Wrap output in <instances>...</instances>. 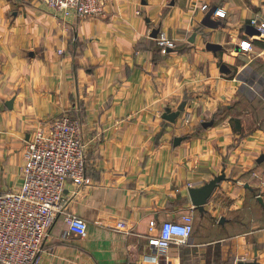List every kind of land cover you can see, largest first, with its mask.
Returning a JSON list of instances; mask_svg holds the SVG:
<instances>
[{"label":"crops","instance_id":"crops-1","mask_svg":"<svg viewBox=\"0 0 264 264\" xmlns=\"http://www.w3.org/2000/svg\"><path fill=\"white\" fill-rule=\"evenodd\" d=\"M103 1L101 16L80 18L0 0V195L22 187L28 141L65 112L87 152L38 264H264V41L248 31L264 0ZM210 10L217 27L203 23ZM223 172L199 211L190 189ZM67 213L87 221L85 237ZM185 215L186 242L149 244Z\"/></svg>","mask_w":264,"mask_h":264},{"label":"built area","instance_id":"built-area-1","mask_svg":"<svg viewBox=\"0 0 264 264\" xmlns=\"http://www.w3.org/2000/svg\"><path fill=\"white\" fill-rule=\"evenodd\" d=\"M42 1L65 17H97L104 10L103 0ZM202 9L207 11L209 6L204 5ZM217 14L225 16L222 11ZM250 25L257 27L258 38L264 41V21L254 18ZM158 44L163 52L175 46L164 33L158 38ZM251 47L250 41L241 44L244 51ZM22 171V187L0 195V264H38L42 246L55 223L66 182L85 183L87 152L81 121L65 112L53 121L48 132L37 131L26 145ZM65 222L70 232L81 237L87 235V221L78 215L67 213ZM193 232L194 218L185 215L179 221L164 222L160 233L152 236L149 244L163 253L173 243L186 242Z\"/></svg>","mask_w":264,"mask_h":264},{"label":"water","instance_id":"water-1","mask_svg":"<svg viewBox=\"0 0 264 264\" xmlns=\"http://www.w3.org/2000/svg\"><path fill=\"white\" fill-rule=\"evenodd\" d=\"M213 13H214V10H210L207 16L205 17V20L203 23L206 26L217 27L218 23L213 22L212 20ZM248 31L250 34H259V31L253 27H249ZM158 33H159V29H156V31H154V36H157ZM220 48L221 46L218 44H214V43L207 44V49L209 50L216 51L217 49H220ZM221 70L224 72H229V68H227L226 65H222ZM180 109L182 110L183 107H181ZM176 116L177 115H172V117L170 118H175ZM210 124L212 123H206L205 125L208 126ZM225 179H226V175L223 172L221 175L216 176L213 180H211L204 186L200 188L190 189V195H191L192 202L199 211L203 212L205 210V205L208 203L209 199L212 197L214 191L220 185V182ZM238 264H257V263L240 261Z\"/></svg>","mask_w":264,"mask_h":264}]
</instances>
